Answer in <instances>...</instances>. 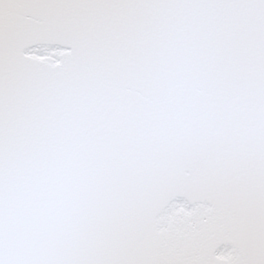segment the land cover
<instances>
[{
	"label": "snow or ice",
	"instance_id": "snow-or-ice-1",
	"mask_svg": "<svg viewBox=\"0 0 264 264\" xmlns=\"http://www.w3.org/2000/svg\"><path fill=\"white\" fill-rule=\"evenodd\" d=\"M0 264H264V0H0Z\"/></svg>",
	"mask_w": 264,
	"mask_h": 264
}]
</instances>
